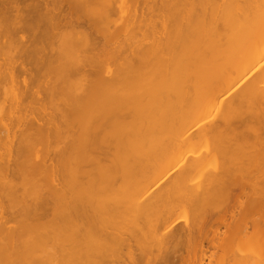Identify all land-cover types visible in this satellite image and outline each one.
Returning <instances> with one entry per match:
<instances>
[{
  "label": "bare ground",
  "instance_id": "6f19581e",
  "mask_svg": "<svg viewBox=\"0 0 264 264\" xmlns=\"http://www.w3.org/2000/svg\"><path fill=\"white\" fill-rule=\"evenodd\" d=\"M0 97V264H264V0H0Z\"/></svg>",
  "mask_w": 264,
  "mask_h": 264
},
{
  "label": "rangeland",
  "instance_id": "374dc122",
  "mask_svg": "<svg viewBox=\"0 0 264 264\" xmlns=\"http://www.w3.org/2000/svg\"><path fill=\"white\" fill-rule=\"evenodd\" d=\"M112 19L113 20L109 25L108 32L104 31V30L102 32H107V34H109L111 36V38L114 40L121 39L122 37H124L125 33H127L129 30V26H128V28L126 29V32H124L123 26L125 24H130V22L133 20L131 18H129L127 14H123L122 17L114 15ZM49 75H50V79L52 80L53 74H49ZM4 86L8 87V86H10V83L6 82V83H4ZM8 111H9L8 102L3 101L2 97H0V115H3L6 117V115H8L7 114ZM211 112L215 113V110L208 108V113L211 114L213 117L214 114H212ZM209 118H211V117H209ZM19 131H20V128L18 130V133H19ZM0 134H2V133L0 132ZM35 145H36L37 149H42V144H35ZM217 161H219V159ZM217 161L213 160L211 162V164H213V166H214L216 163H218ZM43 195H45L44 192H43L42 196Z\"/></svg>",
  "mask_w": 264,
  "mask_h": 264
}]
</instances>
